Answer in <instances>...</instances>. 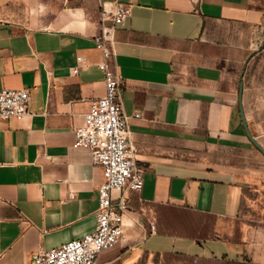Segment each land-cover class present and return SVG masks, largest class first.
<instances>
[{"label": "crops", "instance_id": "obj_1", "mask_svg": "<svg viewBox=\"0 0 264 264\" xmlns=\"http://www.w3.org/2000/svg\"><path fill=\"white\" fill-rule=\"evenodd\" d=\"M104 2L131 8L108 62L145 173L98 264H264V154L239 104L242 84L264 147V0H0V88L33 113L0 121V264L96 228L103 171L73 126L105 93Z\"/></svg>", "mask_w": 264, "mask_h": 264}, {"label": "built area", "instance_id": "obj_2", "mask_svg": "<svg viewBox=\"0 0 264 264\" xmlns=\"http://www.w3.org/2000/svg\"><path fill=\"white\" fill-rule=\"evenodd\" d=\"M130 12V6L119 2L102 4L100 31L94 39L103 54L98 66L105 73V93L90 101V109L82 115L81 122L73 126L74 146L88 148L93 164L103 171L104 181L98 186L96 228L82 238L33 253L29 264H98L104 250L128 240L125 232V218L129 211L127 193L143 188L145 172L137 164L130 116L123 106V77L116 68H111L108 60L117 55L116 25H123ZM85 65L86 59L79 55L74 72ZM30 103L29 90L0 88V121L32 116Z\"/></svg>", "mask_w": 264, "mask_h": 264}, {"label": "water", "instance_id": "obj_3", "mask_svg": "<svg viewBox=\"0 0 264 264\" xmlns=\"http://www.w3.org/2000/svg\"><path fill=\"white\" fill-rule=\"evenodd\" d=\"M242 95H243V85L240 86V93H239V104H240V111H241V117L244 124L245 131L247 133V136L249 139L253 142V144L264 154V147L255 139V137L251 134L250 129L248 127V123L246 120L243 103H242Z\"/></svg>", "mask_w": 264, "mask_h": 264}]
</instances>
